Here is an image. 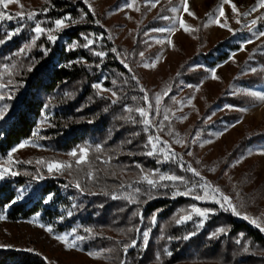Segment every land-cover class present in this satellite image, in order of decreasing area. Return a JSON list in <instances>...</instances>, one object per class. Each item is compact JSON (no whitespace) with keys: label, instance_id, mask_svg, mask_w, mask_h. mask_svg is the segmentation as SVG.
Here are the masks:
<instances>
[{"label":"trees","instance_id":"obj_1","mask_svg":"<svg viewBox=\"0 0 264 264\" xmlns=\"http://www.w3.org/2000/svg\"><path fill=\"white\" fill-rule=\"evenodd\" d=\"M45 8L47 12L42 11ZM35 11L41 12L35 20L14 18L0 22V39L6 41L0 44V84L6 85L0 89V95L4 97L0 106H8L5 118L0 120V167L18 172L15 176L6 174L0 180V215L5 217L1 221H38L51 226L56 235L68 234L69 241L73 239V234L84 236L86 238L76 241L77 246L71 247L72 250L82 254H100L112 260V264H121L125 258L127 264H264V232L247 220H239L230 210L221 209L217 204H210L215 213L204 228L199 229L191 226L190 222L181 225L173 222L172 217L194 199L191 196L172 198L175 190L172 187L150 190L152 198L146 199L141 195L139 204L111 198L113 194H133V188L125 190L120 185L137 181L141 177L140 168L145 173L155 169L184 176L189 187L194 178L179 169L177 161L157 163L162 156H147L143 125L121 118L131 115L140 119L135 111L126 112L124 106L129 105L134 110L145 103L140 91L141 83L132 68L131 72L124 68L118 50L116 53L111 51L117 48L110 33L89 5L83 0H44ZM66 16L76 23L68 22L69 27L54 33L59 37L55 43L48 41L45 34L30 50L19 53L35 36L32 29L37 21L43 22L45 28H54L53 22ZM17 28L21 29L20 32L8 40L5 34ZM85 35L95 41L92 46L94 51H105L108 55L101 60L82 46L70 50L73 42L82 45ZM41 46L49 50L47 55ZM223 46L228 50H222ZM260 48L264 50V42ZM239 49L240 44L223 43L208 54H197L193 60L202 59L212 67L226 61ZM260 57L264 61V56ZM69 62H73L71 66H68ZM13 65L16 67L13 68ZM30 66L32 71H27ZM133 75L138 78L139 85L132 79ZM181 77L187 82L194 81L190 73H182ZM113 79L116 80L115 85L111 83ZM98 81L116 91L117 97L104 92L98 95L92 87ZM242 83L246 87L263 85L264 75L242 80ZM65 93L71 95L66 96ZM113 99L118 102L112 104ZM37 129L40 130L38 135L33 136ZM129 140L132 143H128ZM25 141L30 142L33 150L49 156L48 161L37 164L13 153V163H9L7 154ZM35 144L41 147L32 146ZM97 144L103 146L100 153L94 150ZM256 145H264V133L246 136L239 147ZM79 147L89 148V164L80 171L81 174L48 172V162L71 157L68 153ZM109 157L110 163H101ZM88 172H92V179L88 178ZM76 181L80 182L83 191L75 187ZM134 187L148 188L146 183L134 184ZM176 187L185 189L184 184ZM21 190L23 197L11 203ZM50 194L53 199L45 202ZM134 211L142 212V221L132 215ZM153 214L157 215L156 225L151 223ZM133 226L141 231L151 228L146 248L140 233L127 231ZM220 226L226 227L227 234L210 239V234ZM88 228L93 230L92 233L85 231ZM192 232L196 235L183 239ZM132 239L137 240V246L130 247L125 257L123 244L130 243ZM237 239H242V245L235 243ZM243 246L249 247L248 253L243 251ZM107 249L114 251L107 252ZM165 249L170 250L172 255L167 256ZM157 254L160 260L156 259ZM0 264L51 262L36 250L2 246Z\"/></svg>","mask_w":264,"mask_h":264},{"label":"rangeland","instance_id":"obj_2","mask_svg":"<svg viewBox=\"0 0 264 264\" xmlns=\"http://www.w3.org/2000/svg\"><path fill=\"white\" fill-rule=\"evenodd\" d=\"M43 1L19 0V4H10L7 11H21L20 4L25 12L33 11ZM187 3L194 16L184 12V0H159L155 6L146 5L145 0H136L135 3L132 0H87L108 29L119 56H126L125 62L147 90L153 108L156 94L167 91L174 97L161 95V114L153 115L151 119L159 123L167 110L169 120L164 121L163 131L156 133L150 129L146 132V141L149 135L158 134L178 157H183L185 167L182 169L179 161L177 165L194 178L191 186L206 181L218 187L232 198V203L241 212V216L234 214L239 220H245L242 216L247 214L250 220L256 219L264 227V154L259 151L264 149V145L239 147L246 136L264 133V101L246 94L248 91L264 93V84L246 87L242 83V80L264 75V61L260 57L264 56V50L260 48L264 37L258 38L253 34L264 31V7L260 6V0H187ZM233 3L239 13H251L241 17L239 24L232 12ZM221 8L225 12L224 17L219 16ZM180 19L188 25L187 30L180 27ZM252 19H257V25L249 31ZM216 20L225 26L220 27ZM161 28L173 31H155ZM158 40L162 42L157 43ZM223 43L240 44V49L226 61L212 67L202 59L193 60L197 54H208ZM222 50L228 49L223 46ZM140 52L144 53L143 57ZM145 63L150 67L145 68ZM152 64L155 67H151ZM212 71H215L216 79L212 78ZM182 73L192 74L194 81H185ZM104 93L111 96L110 91ZM141 107H147V104ZM177 140L182 143H177ZM30 147L29 144L24 148L17 147L14 153L25 160L48 161L49 156ZM188 151H192L193 155L188 156ZM77 158H57L55 161L71 164V173L81 174L80 171L89 164V153L86 162L80 166L75 164ZM188 164L196 168L204 180L189 172ZM160 173L175 174L168 170ZM176 186L181 187L182 184L177 183ZM200 191L196 189V192ZM210 204H215L210 198L203 201L194 199L182 209H190L193 205L212 209ZM198 219L194 216L193 221H189L191 226H197ZM40 224L38 221L11 223L0 220V245L36 250L51 264H112V260L100 254L90 256L66 247Z\"/></svg>","mask_w":264,"mask_h":264},{"label":"snow or ice","instance_id":"obj_3","mask_svg":"<svg viewBox=\"0 0 264 264\" xmlns=\"http://www.w3.org/2000/svg\"><path fill=\"white\" fill-rule=\"evenodd\" d=\"M84 2L87 3V0H84ZM135 2H136V0H132V3H135ZM158 2H159V0H145L146 5L151 4L152 6H155V4ZM225 2H229V0H225ZM12 3H18L19 4V0H0V22H3L5 20H12L14 18H23V19H27V20H35V18L41 14V12H37L35 10L25 12L24 6L22 4H20L21 11L16 12V13H10L7 11V8ZM127 6L132 7V4H128ZM260 6L264 7V0H260ZM231 7H232V12L234 14H236V16H237V19H236L237 24L241 23V17H247V16L251 15L250 12L239 13L238 8L234 3L231 5ZM89 8L91 9V5H89ZM47 10L48 9L45 8L42 11L47 12ZM183 10L189 16L195 15L192 11H190L187 0H184ZM173 11H175V9H173ZM252 11H255V9H253ZM219 16L220 17L225 16V12H224L223 8H221L219 10ZM68 22H71L73 24L76 23V21L73 20L69 16L56 19L53 22L54 28H45L42 26L43 22L37 21L35 23L34 28L32 29V31L35 33V36L32 38L30 44H25L19 50V53L23 54V53H25L26 50H30L31 47L36 45L37 40H39L40 37L42 35H45V34H46V39L48 41L55 43L59 37H58V35H56L54 33H59L60 31L69 27ZM215 22L220 27L225 26V24L220 23L219 20H216ZM179 23H180L181 28H184L185 30H187L188 25L185 23V21L183 19H180ZM225 23H227V21H225ZM256 25H257V19H252L250 22V25L248 26V30L253 31V26H256ZM20 30H21L20 28H17L14 31L6 33L5 34L6 38L8 40H10L14 35H17L20 32ZM155 31L172 32L173 29L161 28V29H156ZM229 31H232V29L229 28ZM253 34L256 35L258 38L264 37V31H259L258 33L254 32ZM101 38L102 37H97L96 39H101ZM84 41L85 42L82 45H79L77 42H73L71 47H70V50H75L77 47L82 46L83 48H86L90 52H92V54L95 55L96 57L101 58V60L108 55V53L105 51H94L92 46L94 45L95 41L93 39L89 38L88 36H86V35L84 36ZM5 42L6 41L4 39H0V44H3ZM161 42L162 41H159V40L157 41V43H161ZM168 42L171 43L170 40ZM249 42H251V41H249ZM41 47H42V50L44 51L45 55H47L49 50L47 48H43V46H41ZM111 51L113 53H116L117 49L112 48ZM139 55L141 57H143L144 53L140 52ZM157 59H158V57H157ZM125 60H126V56L121 59V63L123 64L124 68L128 70V72H131L132 69L129 67L128 63L125 62ZM76 62L78 63L80 61H76ZM71 63H73V62H69L68 66H71ZM97 66H99V65H97ZM143 66L145 68L150 67V65L147 63H145ZM12 67L15 68L16 65H13ZM151 67H155V64H152ZM5 68L7 69V66H5ZM27 71H32V67L31 66L28 67ZM252 71H255V69H253ZM9 74L11 75V73H9ZM212 78L213 79L217 78L215 71H212ZM104 79H107V78H104ZM132 79L136 80L137 84L139 85L138 78L135 75L132 76ZM9 83H11V81H9ZM111 83L113 85H115L116 80L113 79L111 81ZM4 87H6V85L0 84V89H3ZM92 87L97 90L98 95H100L103 92H109L110 91L112 97H117L116 91L104 87L103 84L99 81L92 84ZM140 91L143 93L142 99L147 104V107H136L133 110V108L130 107L129 105L124 106V110L126 112L132 113L133 111H135L136 113H138L140 119L139 120L134 119L131 115L126 116V117H121V118L129 120L133 124L143 125V130L145 132H149L150 129H154L156 133L163 131L164 127H165L164 121L169 120V115H168L167 110L164 111L163 118H162V120L159 121V123L152 120L151 117L153 115L159 116L161 114V109H160L161 95L168 96L169 98H172V99H174V97H171L170 93L167 91L165 93L156 94V96H155V108H153V104H152V101L149 99V95H148L147 90L145 88H143V86H140ZM246 94L253 96V97H256L261 101H264V93H259L256 91H248ZM65 95L70 96L71 93H65ZM3 99H4L3 95H0V100H3ZM132 99L135 100L136 97L133 96ZM117 102H118L117 99H113L111 101L112 104H116ZM181 103H183V102H181ZM45 107L47 108V106H45ZM7 110H8L7 105L0 106V120H3L5 118V114H6ZM45 118L47 119V113H45ZM184 118L185 117H182V119H184ZM39 131L40 130L37 129L36 131H34L32 133V135L37 136ZM133 135H139V133H133ZM176 142L182 143V141H180V140H177ZM193 142H195V140ZM207 142L208 141H206L205 143H207ZM29 143H30L29 141H25V142L21 143L20 145H18V148H24ZM128 143H132V141L129 140ZM32 146L41 147V145H38V144H35ZM185 146H187V145H185ZM201 146H203V145H201ZM18 148H13L12 151L7 154V159H8L9 163H13V153L16 152L18 150ZM144 148L148 149L145 154L149 157L155 156L157 154H160L162 156V159L158 158L157 163L179 161L180 162L179 166L182 169L185 167V165L182 162L183 157H178L177 154L175 153V151L168 144V142L162 140L158 134L149 135L147 138V142L144 145ZM94 150L96 153H100L103 150V146L100 144H97V145H95ZM259 151L261 152V154H264V149H261ZM88 153H89V148L79 147L78 150H72L71 152L68 153V155L71 157H78L75 160V164L77 166H80L86 162V158L88 156ZM78 154H79V156H78ZM187 155L192 156L193 155L192 151H188ZM97 159H100V157H97ZM110 161H111V157H109L108 160H106V161L101 160V163H110ZM15 163H20V161H15ZM26 163H31V161H27ZM36 163L37 164H44L45 162L43 160H38ZM197 163H200V162L197 161ZM137 167L140 168L139 165H137ZM186 167H187V170L189 172H192L196 177H199L201 180H204V178L201 177V173L196 168L192 167L191 164H188ZM71 168H72L71 164H66V163L61 162V161H51V162L47 163V170L49 173H52L54 171L55 172H61V173L63 171H69V174H71ZM212 170L215 171V169H212ZM140 172H141V177L137 181H134L133 184H123L122 183L120 185V188L125 189V190H127L128 188H133V194H130L128 196H120L118 194H113L111 198L112 199H121L122 198V199H125L128 203L139 204L141 195H143L146 199L152 198L150 190L168 189V188L172 187L175 189L172 192V198H175L176 196H191L192 198H194L195 200H198V201H203V200H207L210 198L211 201L214 202L215 204L219 205V207L221 209L230 210L233 214H235L237 216H241V212L238 211L237 206L232 203V198L229 197L228 195L223 194L218 187H214V186L209 185L206 181L204 183H198L194 186L189 187L188 186L189 182L186 181L183 176H179L176 174H170V173H160L158 170H155V169L151 170L148 173H145L143 168H140ZM6 174L15 176V175H18V172L12 171L11 168L0 167V180H3L5 178ZM87 176L89 179H92L93 178L92 172H88ZM153 177H156V178H153ZM36 178L43 179L42 176H37ZM139 183H146L148 188L141 189L140 187H134V184H139ZM177 183L184 184L185 190L184 191L179 190V188L176 187ZM75 187L78 190L83 191V188H82L79 181H76ZM197 188H199L201 191L196 192ZM209 189H211V191H209ZM22 197H23V190H21L20 194L11 203H13V204L16 203L17 200L21 199ZM52 199H53V195L50 194L46 198L45 202H50ZM181 213H183V214H181ZM212 214H214V210H212V209H202L198 206L193 205L190 207V209L179 210V212L172 217V220L174 221V223L176 225H181V224L187 223L189 221H193V217L196 216V217H199V219L196 221L197 227L202 228ZM68 215L71 216L72 213L69 212ZM132 215L134 217H139V219L141 221L143 220V214L141 211H134L132 213ZM242 218L245 220H250V218L247 214H244L242 216ZM3 219H5V217L0 215V220H3ZM29 222L32 223L34 221H29ZM250 222L252 224H254L258 229H260V231L264 232V227H262L261 224L258 223L256 219H251ZM151 223H152V225H156L158 223L156 214H153V216L151 218ZM39 226L41 228H45L48 233H52L54 235V238L57 241L64 243L66 245V247H70V248L76 247L77 246L76 241H78V240L82 241L86 238L84 236H79V235L73 234V239L71 241H69L68 234L56 235L53 232V228L51 226H46L44 224H40ZM85 231L88 233H92L93 230L88 228V229H85ZM121 231H123V230H121ZM127 231L128 232L135 231L137 233H140V235L142 237L143 246H144V248L147 247V245L149 243V239H150L151 228H148L147 230L141 231V229L133 226V227L128 228ZM221 234H227L226 227H224V226L218 227V229L216 231H214L210 234L209 238L210 239L211 238H217ZM194 235H196V232H192V233L185 235L183 237V239H185V240L190 239ZM235 243L238 245H242V239H237L235 241ZM136 246H137V240L136 239H132L130 243H124L122 251H123V254H125V257H126V254L128 252V249L130 247H136ZM0 247H2V245H0ZM28 251H32V250L28 249ZM105 251L112 252V251H114V249H107ZM243 251L245 253H248L249 247L243 246ZM165 254L167 256H171L172 252L170 250L165 249ZM89 255L90 256H96L97 253H91L90 252ZM156 259L160 260L159 254L156 255ZM121 264H127L126 258L121 260Z\"/></svg>","mask_w":264,"mask_h":264}]
</instances>
